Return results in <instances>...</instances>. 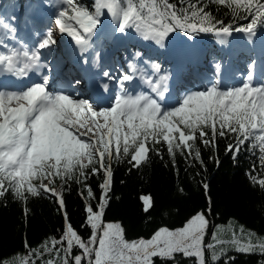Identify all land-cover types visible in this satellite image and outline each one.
Returning a JSON list of instances; mask_svg holds the SVG:
<instances>
[{"label": "snow or ice", "instance_id": "1", "mask_svg": "<svg viewBox=\"0 0 264 264\" xmlns=\"http://www.w3.org/2000/svg\"><path fill=\"white\" fill-rule=\"evenodd\" d=\"M212 6L216 12L224 9L229 21L218 19L209 10ZM53 7L50 26L36 33L31 46L0 17V77L9 75L23 82L10 89L0 80V198L10 194L22 203L26 218L30 198H47L56 205L64 226L58 236H48L35 247L25 240L24 253L0 264H156L157 258L161 264H181L188 258H194V264H219L221 259L231 264L235 257L227 255L230 251L264 257V236L242 227L239 234L233 231L225 239L222 233L228 230L217 226L211 242L205 244L210 207L182 227H161L148 239L129 241L121 222L104 220L113 162H126L131 173L150 163L153 154L163 159L166 151L173 167L177 155L204 167L201 149L211 148L210 158L218 165L221 139L229 141L225 154L234 160L242 150L256 157L248 175L264 190V178L252 174L257 167L264 170V78L256 79L255 60L246 77L231 86L221 85L222 65L216 63L214 82L178 96L175 103L168 97L169 74L161 75L159 64L148 66L152 72L148 76L129 62L128 71L119 76L102 73L115 81L118 91L110 98L111 106L99 107L78 91L50 90L52 68L47 59L58 44L57 34H66L74 42L84 64L90 52L98 59L94 38L103 33L105 22L114 24V35L126 37L133 32L161 48L176 32L188 39L214 34L221 44L234 32L244 33L251 41L264 29V0H90L89 4L56 0ZM184 55L176 53L178 59ZM140 56L136 52L134 59ZM138 79L147 92L136 91ZM80 84L75 80V86ZM99 87L107 92L109 84ZM92 177L101 178L99 197L88 183ZM72 183L84 202L81 228L89 230L87 237L74 228L67 213L65 190ZM202 187L207 194L209 185ZM140 199L147 213L153 206L151 197Z\"/></svg>", "mask_w": 264, "mask_h": 264}, {"label": "trees", "instance_id": "2", "mask_svg": "<svg viewBox=\"0 0 264 264\" xmlns=\"http://www.w3.org/2000/svg\"><path fill=\"white\" fill-rule=\"evenodd\" d=\"M81 3L89 4L90 0H81ZM209 10L218 19L226 22L230 19L225 15L224 9L216 12L215 6H212ZM257 32L264 33V29ZM174 34L188 38L182 32ZM215 37L214 34L202 33L194 38ZM220 53L219 47L212 46L208 54L209 62L214 63ZM228 142L224 139L219 141L216 154L218 165L210 158L214 152L211 148L201 149L204 167L199 162L186 160L179 155L176 157V166L173 167L166 151L163 159L153 154L150 163L133 169L131 173L126 162H113V183L109 193L111 199L105 210L104 220L121 222L129 241L148 239L161 227L171 230L182 227L191 216L200 211L207 213L210 207V224L205 244L211 242L212 233L217 226L228 230L222 233L226 239L233 231L239 234L241 227L264 236V190L255 185L248 175L252 172V165L257 162L256 157L242 150L234 160L231 154H225ZM252 174L264 178V170L259 167ZM100 182V177H92L88 181L97 197L101 193ZM204 183L209 185L207 194L202 187ZM78 190V186L72 183L70 190H65L64 198L71 224L82 236L87 237L89 230L81 228L85 213L84 202L77 195ZM142 196H149L152 200L153 206L147 213L142 210ZM92 203L95 204L96 201ZM23 207L10 194L0 198V260L16 253H24L25 240L35 247L48 236H58V230L64 226L56 205L47 198H30L27 218ZM227 255L235 257L231 264H261L264 260L259 254L230 251ZM205 256L207 259V251ZM156 264H161L158 258ZM181 264H194V258L182 259ZM219 264H224V260L221 259Z\"/></svg>", "mask_w": 264, "mask_h": 264}, {"label": "rangeland", "instance_id": "3", "mask_svg": "<svg viewBox=\"0 0 264 264\" xmlns=\"http://www.w3.org/2000/svg\"><path fill=\"white\" fill-rule=\"evenodd\" d=\"M1 1V0H0ZM56 2V0H51V3L52 5H54ZM18 5V11H20V7H21V3L17 4ZM113 28H111L110 30H108V33L106 34V36L100 40V44H106V42L108 40L112 41V39L116 38L118 39V41L116 42H119V41H126L127 40H141L135 33L133 32H130L126 37H121L120 34H113ZM248 40V43H250L252 45V49L254 51L257 50V54L259 55V53H261L260 55H263L264 54V36L261 35V34H256V36H254L252 38L251 41ZM143 44L145 46H147L148 48L150 47H157L158 49L162 50L165 55V57L168 59L167 62H166V66L164 67H161V72H166L168 70L167 66H169V61L173 58H175L176 56V53L178 51H183L184 53H186V55H184L181 59V60H178V62L180 64L182 63H193L198 60L199 57L203 52V48H202V44L200 43V41L196 40V39H185V38H179L177 36H174L173 34H171L167 40H166V46L164 48H161L157 45H155L154 43L152 42H146V41H143ZM225 41L226 43H219V39L218 41L216 42L217 45H219V47L221 48V50L225 51L226 49L230 50V48H235L236 46H243V41L240 37H236V36H227L225 38ZM121 46L122 45H125L124 43H121L120 44ZM133 55V56H132ZM130 57L132 58V60H136L134 59V53L132 54ZM236 56V53L235 52H230L229 53V59L226 61L225 65H228L231 67V63L233 62V58ZM139 61H141L140 64H144L145 66V69L142 67V70L146 72V74L148 76H151L152 75V72H151V69L150 67H148L149 65L151 64H154V62H151V61H147V60H144L142 58L139 57ZM121 70V69H120ZM259 73V70L257 68H255V74H258ZM116 75H119L120 72H115ZM161 75H163L162 73H160ZM229 77V80H227V83L223 84L225 82V80ZM232 77V74L231 72L228 70V68H224V67H221V72L219 73V79L221 81V84H223L222 86H231L232 84H236V82H233L231 81ZM245 77H241V76H237L236 77V81L237 83H239L240 81H242ZM263 78L262 76H259L258 79H261ZM171 77L169 78V81H171ZM217 79V76L215 79H213L212 81H209V82H214L215 80ZM205 80V79H203ZM169 81H168V84H169ZM224 81V82H222ZM57 83V82H56ZM65 85V84H64ZM209 84H207L206 86H208ZM62 86H63V83H62ZM202 90V89H201ZM193 91V90H192ZM245 231H247L246 229H244ZM249 231V230H248ZM231 236V235H230ZM230 236H228L230 238ZM260 236H263V235H260ZM223 238L226 239V237L224 236Z\"/></svg>", "mask_w": 264, "mask_h": 264}, {"label": "bare ground", "instance_id": "4", "mask_svg": "<svg viewBox=\"0 0 264 264\" xmlns=\"http://www.w3.org/2000/svg\"><path fill=\"white\" fill-rule=\"evenodd\" d=\"M114 25V24H112ZM109 27H111V23H108V22H105V25H104V30H108ZM53 86H50V88H52Z\"/></svg>", "mask_w": 264, "mask_h": 264}]
</instances>
